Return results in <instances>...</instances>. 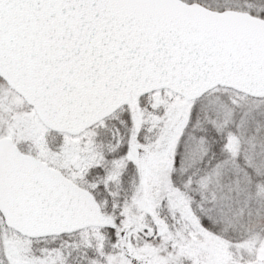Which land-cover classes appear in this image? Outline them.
<instances>
[{"label":"water","instance_id":"95a60500","mask_svg":"<svg viewBox=\"0 0 264 264\" xmlns=\"http://www.w3.org/2000/svg\"><path fill=\"white\" fill-rule=\"evenodd\" d=\"M0 75L47 128L70 134L160 89L264 98V19L181 0H0ZM0 214L30 238L115 224L90 192L8 138Z\"/></svg>","mask_w":264,"mask_h":264},{"label":"rangeland","instance_id":"374dc122","mask_svg":"<svg viewBox=\"0 0 264 264\" xmlns=\"http://www.w3.org/2000/svg\"><path fill=\"white\" fill-rule=\"evenodd\" d=\"M217 1L200 4L264 19V0ZM216 89L194 101L168 89L132 97L128 106L92 128L59 134L0 79V138H10L22 153L90 191L92 174L103 170L108 154H118L123 142L133 165L134 192L118 228V249L109 256L98 253L92 264H264V99ZM191 178L202 184L201 198L194 201L186 193ZM200 217L216 233L202 255L198 250L206 233ZM136 235L145 239L139 242ZM89 236L94 237L30 239L5 227L0 216V264H75L72 254L81 245L88 248L94 240ZM222 237L242 242L243 260L218 245Z\"/></svg>","mask_w":264,"mask_h":264},{"label":"trees","instance_id":"16d2710c","mask_svg":"<svg viewBox=\"0 0 264 264\" xmlns=\"http://www.w3.org/2000/svg\"><path fill=\"white\" fill-rule=\"evenodd\" d=\"M183 1L199 2L203 4H205V2L208 3V0H183ZM217 2H220V0ZM224 89H227V88H224ZM224 89L219 87L216 90L224 91ZM203 97L204 96H202L201 98ZM246 99L255 100L247 96H246ZM115 127L116 125L114 124L113 127L111 126V129H114ZM106 160L107 161H105V163H103L101 166L103 170H100L98 175L97 173L92 174L95 186L93 187V189H91V192L95 196L96 200L102 205L101 207L102 211L106 212L109 216H111L116 221V225L115 226H104V227H88L78 232H74L70 234H63L61 236L55 237V238H66V237H72L73 235H77L79 233L94 235V237L89 236V237H92V239L94 238V240L89 243L88 248L84 247V245H81V248L78 250V252L77 251L73 252L72 256H73V259H75V264H79L78 263L79 259L82 262L81 264H85V259L87 260V258L90 259L88 260L89 261L88 264H92L93 259L99 256L98 253H101L102 256L104 255L109 256L110 254L114 253L118 249V246L120 245V242H121V240L118 239L117 234H118V228H120V226L124 223L123 211H124L125 204L127 203V198L130 199L131 195L134 192L133 184H132V173H133L132 166L133 165L125 157L123 142H121V147H119V153L115 155L108 154ZM105 175H109V176L106 177ZM104 177H106V179H104ZM175 177L173 176L172 180L175 181ZM185 178L187 179V177ZM193 181L194 179H192L190 183V185H192L191 186L192 188H189L190 185L187 184V186L188 185L189 186L187 187L188 189L186 188V193H188V196L192 197V200L194 201V200H197L198 197L201 198L200 192H201L202 187L200 185L202 184L200 180L198 181V184H194ZM174 185H175L174 187L180 188L179 187L180 185L177 184V182H175ZM199 220L202 226V231L206 233L205 234L206 236H203L204 237L203 238L204 241L202 243L203 245L200 246L198 250V253H201L200 255H202L208 252L209 247H212V244L214 243V240H213L214 234L216 233L214 229H212V226L207 222L209 221L207 218L200 217ZM136 236H137L136 240H138L139 242L147 238L146 234H144L145 238L143 237V235L141 236L136 235ZM222 239L223 240L220 241L218 245L225 246L227 249L231 248L232 250L231 255L233 256L236 255V257L239 256V259L243 260L244 255L242 252V248H243L242 242L236 241L232 244L229 240L225 239V237L224 238L222 237ZM95 244H97V248L99 247L100 252L96 251L97 248L94 249ZM70 254H71V251L69 250L68 255ZM211 254L212 253L210 252L209 255ZM215 256L218 259H221L220 253L218 251L215 252ZM93 263L95 262L93 261ZM192 263L193 261L190 260L189 263L187 264H192Z\"/></svg>","mask_w":264,"mask_h":264},{"label":"flooded vegetation","instance_id":"af4514ba","mask_svg":"<svg viewBox=\"0 0 264 264\" xmlns=\"http://www.w3.org/2000/svg\"><path fill=\"white\" fill-rule=\"evenodd\" d=\"M3 81V80H2Z\"/></svg>","mask_w":264,"mask_h":264}]
</instances>
